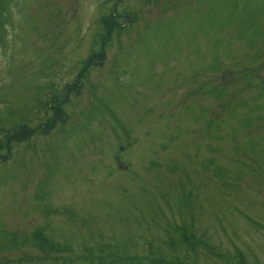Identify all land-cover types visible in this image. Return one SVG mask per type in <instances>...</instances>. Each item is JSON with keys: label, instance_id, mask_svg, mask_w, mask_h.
<instances>
[{"label": "rangeland", "instance_id": "rangeland-1", "mask_svg": "<svg viewBox=\"0 0 264 264\" xmlns=\"http://www.w3.org/2000/svg\"><path fill=\"white\" fill-rule=\"evenodd\" d=\"M114 1L6 0L2 141L45 120L115 4L124 22L64 120L0 161V264H226L178 227L264 264V0Z\"/></svg>", "mask_w": 264, "mask_h": 264}, {"label": "trees", "instance_id": "trees-1", "mask_svg": "<svg viewBox=\"0 0 264 264\" xmlns=\"http://www.w3.org/2000/svg\"><path fill=\"white\" fill-rule=\"evenodd\" d=\"M118 1L119 0H116L113 3L115 2L117 3ZM6 4H7L6 0H0V29L3 28L2 24L6 17ZM114 6H112L108 14L103 16L100 20L101 34L99 36L100 39L98 40L99 49L96 52H92L91 53L92 55L88 56L85 62H83L81 66L79 67V69L77 70V74L75 75V78H74V81L76 82V84H78L77 82H79L80 79L84 78L87 68L94 64L93 57H95L94 61H98L99 63L103 61V48L109 41L111 33L114 30H120L122 27L124 18L122 15L115 13V11L113 10ZM248 73H250V71H248ZM256 79L258 80L259 78L256 77ZM74 81L72 82V84H74ZM72 84L69 86H64L62 95H60L59 97L57 95H54L51 97L49 101H47V107L44 108L43 110L48 111L49 115L45 117L44 118L45 120H43L40 124L36 125L34 128H29L23 124H20L19 126L18 125L13 126L10 131L4 134L5 139L3 141L0 140V148H5L6 151L4 152V154H2L5 156L0 155V161L9 157L11 143H14V142L17 143L25 139H28L33 135L35 131L40 132L41 134H47L50 130L54 128L56 121L62 122L64 120L66 116H64L63 111H62V103L66 101L67 89L69 92L71 91V88L72 89L74 88ZM222 86L223 85H216L214 87L215 92L218 93L217 95L218 97L221 96L222 93H224L222 91L223 90ZM73 90L76 91V89H73ZM221 108L223 109V111H225L227 108V105L223 104ZM207 125H209V122ZM176 230H178V236L180 238L178 239L177 242H175V245L176 244L177 245L178 244L187 245V247H189L191 251L195 250L196 247H199L203 249L204 251H206L211 256L215 257L217 260L223 261L226 264H248L245 257L240 252H238L236 249L232 253L221 251L219 248L212 246L208 244L207 242H204L201 239H197V238L194 239V236L186 235V233L180 227L175 229V233H176ZM34 238H35L34 241L35 240L37 241V238H38L41 241V243L44 244L47 248H53V246H55L56 244L50 241V239H48L47 236H45L43 232L37 234V236ZM172 245H169L168 247L172 249ZM52 260L56 261L55 258H53ZM173 264H180V263L178 262V260H175ZM182 264H185V263H182Z\"/></svg>", "mask_w": 264, "mask_h": 264}]
</instances>
